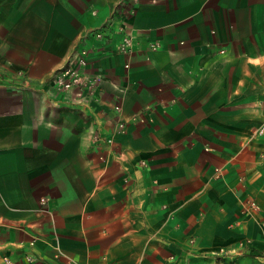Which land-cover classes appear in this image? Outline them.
I'll return each instance as SVG.
<instances>
[{
  "label": "crops",
  "instance_id": "obj_1",
  "mask_svg": "<svg viewBox=\"0 0 264 264\" xmlns=\"http://www.w3.org/2000/svg\"><path fill=\"white\" fill-rule=\"evenodd\" d=\"M122 1L0 0V264H264V0Z\"/></svg>",
  "mask_w": 264,
  "mask_h": 264
},
{
  "label": "built area",
  "instance_id": "obj_2",
  "mask_svg": "<svg viewBox=\"0 0 264 264\" xmlns=\"http://www.w3.org/2000/svg\"><path fill=\"white\" fill-rule=\"evenodd\" d=\"M126 1H122L118 8L120 11L126 9ZM133 8H129L131 11ZM110 27V28H108ZM93 34L96 39L104 40L107 38H113L117 35L118 38V49L120 51H128L132 47L133 34L128 25L120 21L114 26L110 22L105 23L102 27L92 30L88 35ZM87 35V36H88ZM116 38V39H117ZM84 39V38H83ZM152 47L156 48V44H152ZM88 49L82 48L77 51L73 56L70 57L68 65L59 69L53 78L51 79V84L55 88L56 93H66L73 92L75 98L81 99L85 96L88 87L93 84V79L90 78L84 71V69L89 65V59L87 57ZM80 102L81 100H75ZM124 124H121L123 127ZM257 134L264 133V123L259 126L256 131ZM252 206L259 209V205L253 200L251 202Z\"/></svg>",
  "mask_w": 264,
  "mask_h": 264
}]
</instances>
